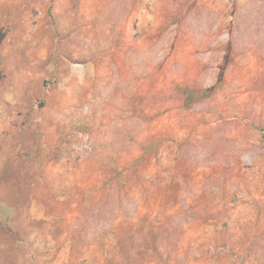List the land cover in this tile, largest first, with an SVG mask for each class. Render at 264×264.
<instances>
[{
    "label": "rangeland",
    "instance_id": "obj_1",
    "mask_svg": "<svg viewBox=\"0 0 264 264\" xmlns=\"http://www.w3.org/2000/svg\"><path fill=\"white\" fill-rule=\"evenodd\" d=\"M0 32V264H264V0H0Z\"/></svg>",
    "mask_w": 264,
    "mask_h": 264
},
{
    "label": "trees",
    "instance_id": "obj_2",
    "mask_svg": "<svg viewBox=\"0 0 264 264\" xmlns=\"http://www.w3.org/2000/svg\"><path fill=\"white\" fill-rule=\"evenodd\" d=\"M3 37H4V33L3 32H0V41L3 39ZM196 92V91H195ZM190 99V98H189ZM189 99H187V100H189Z\"/></svg>",
    "mask_w": 264,
    "mask_h": 264
},
{
    "label": "bare ground",
    "instance_id": "obj_3",
    "mask_svg": "<svg viewBox=\"0 0 264 264\" xmlns=\"http://www.w3.org/2000/svg\"><path fill=\"white\" fill-rule=\"evenodd\" d=\"M113 25V24H112ZM79 28V27H78ZM45 49V48H44ZM48 49V48H47ZM41 53V52H40ZM39 54V53H38ZM35 58V57H34ZM68 60H70V59H68ZM36 62V61H35ZM168 63V62H167ZM35 64V63H34ZM168 65V64H167ZM167 68V67H166ZM55 77V76H54ZM88 80V79H87Z\"/></svg>",
    "mask_w": 264,
    "mask_h": 264
}]
</instances>
